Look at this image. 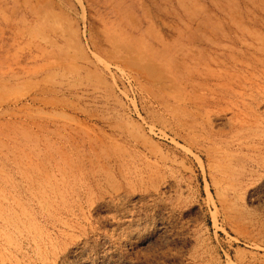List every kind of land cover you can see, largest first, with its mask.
<instances>
[{"label": "rangeland", "instance_id": "rangeland-1", "mask_svg": "<svg viewBox=\"0 0 264 264\" xmlns=\"http://www.w3.org/2000/svg\"><path fill=\"white\" fill-rule=\"evenodd\" d=\"M0 264H264V0H0Z\"/></svg>", "mask_w": 264, "mask_h": 264}]
</instances>
